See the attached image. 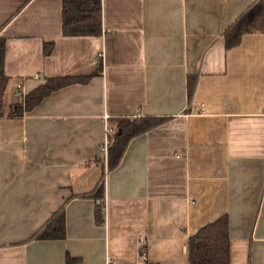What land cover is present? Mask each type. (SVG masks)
Masks as SVG:
<instances>
[{"label": "crops", "instance_id": "0c3cea01", "mask_svg": "<svg viewBox=\"0 0 264 264\" xmlns=\"http://www.w3.org/2000/svg\"><path fill=\"white\" fill-rule=\"evenodd\" d=\"M256 1L101 0L99 36H64L61 0H0L5 113L17 83L25 95L47 77L89 76L0 116V264H188V237L224 213L229 264H264V0L261 31L223 40ZM105 113L111 128L168 119L107 170ZM102 176L100 199L75 196ZM61 205L63 239L20 242Z\"/></svg>", "mask_w": 264, "mask_h": 264}, {"label": "trees", "instance_id": "16d2710c", "mask_svg": "<svg viewBox=\"0 0 264 264\" xmlns=\"http://www.w3.org/2000/svg\"><path fill=\"white\" fill-rule=\"evenodd\" d=\"M262 24L263 0H257L224 30L225 49L238 45L243 34L261 31ZM61 33L64 36H99L101 34V0H61ZM5 48L6 39L0 36V116L20 117L25 112L33 109L51 92L70 84L85 83L89 79V76L78 75L47 77L44 83L14 101L5 113L3 101L7 84V77L3 71ZM52 48L53 42H44L43 55H48ZM99 66L100 69V59ZM194 85L195 75L189 74L187 76V95L189 99L192 96ZM167 119L168 117L156 115L112 118L110 124L113 133L106 153L107 170L117 166L128 141L132 137L162 124ZM96 161L103 167V158H96ZM103 185L102 176L92 191L75 196L100 199L103 193ZM100 215L102 213L99 206L95 214L97 221H100ZM64 237L65 214L61 205L36 231L20 242L32 239L58 240ZM77 260V258L66 255L65 264H75ZM187 261L188 264H229L228 217L225 213L206 223L188 237Z\"/></svg>", "mask_w": 264, "mask_h": 264}, {"label": "built area", "instance_id": "2783aa9c", "mask_svg": "<svg viewBox=\"0 0 264 264\" xmlns=\"http://www.w3.org/2000/svg\"><path fill=\"white\" fill-rule=\"evenodd\" d=\"M20 89H21V84L17 83L16 84L17 94L22 97L23 95L21 94ZM108 118H109L108 114L105 113L103 115L105 135H104V140L102 143V150H103L105 158H106V153H107V147H108L109 143L111 142V135L113 133L112 128L107 123ZM140 243H141V245H145V239H141ZM145 254H146V250L143 247V249L141 250V255H142L144 260H145ZM110 262H111V258L109 256H107L106 257V264H110Z\"/></svg>", "mask_w": 264, "mask_h": 264}]
</instances>
